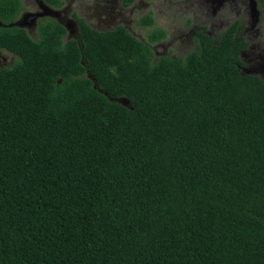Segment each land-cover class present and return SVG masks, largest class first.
<instances>
[{
	"label": "trees",
	"instance_id": "trees-1",
	"mask_svg": "<svg viewBox=\"0 0 264 264\" xmlns=\"http://www.w3.org/2000/svg\"><path fill=\"white\" fill-rule=\"evenodd\" d=\"M77 21L0 26V264H264V81L237 23L156 57L161 28Z\"/></svg>",
	"mask_w": 264,
	"mask_h": 264
},
{
	"label": "flooded vegetation",
	"instance_id": "flooded-vegetation-1",
	"mask_svg": "<svg viewBox=\"0 0 264 264\" xmlns=\"http://www.w3.org/2000/svg\"><path fill=\"white\" fill-rule=\"evenodd\" d=\"M23 1L28 7H24L21 3L22 0H19L17 13L11 20L3 21L0 19V26L23 28L27 33L30 28H35V35L37 36L38 25L41 22H45V20L51 19L65 28V40L76 37L78 34L77 17L81 18L88 26L99 31L109 30L110 27H112L110 29H113L117 26L127 28L121 24L126 21L125 11L128 9L129 17H131L136 9L135 0H132L129 4H125L124 0H91L90 2L82 0L84 1L82 2L83 4L80 2L78 5H81L76 9L72 8L69 0L66 3L64 0ZM201 4L205 6L203 8L204 13L208 10V6L218 9L230 4L229 6L237 9V13L241 8L248 15L246 20L244 18L240 20L232 19L228 22L227 16L223 18L219 15L220 17L216 18V13H213L216 19L217 32L214 36L206 32V21L200 26L194 24L190 29V36L193 37L192 42H194V45L198 32L201 31L216 39L224 29L233 23H237L234 33L239 36L238 40L244 43V47L239 52L240 71L242 74L256 75L264 81V4L260 0H201ZM223 24H226L225 28H221ZM211 27L215 28L212 22ZM218 28H221V30ZM127 30L129 29L127 28ZM164 39L158 41V43L160 44ZM184 40L186 41V37ZM3 51L8 52L0 49V68L11 65L15 60L12 53L8 52L10 54H7ZM244 58H246V61H244Z\"/></svg>",
	"mask_w": 264,
	"mask_h": 264
},
{
	"label": "rangeland",
	"instance_id": "rangeland-1",
	"mask_svg": "<svg viewBox=\"0 0 264 264\" xmlns=\"http://www.w3.org/2000/svg\"><path fill=\"white\" fill-rule=\"evenodd\" d=\"M64 1L65 3L66 1H70L73 9L78 8L81 4H83L82 2H84L82 0ZM85 1L90 2L91 0ZM24 2L25 1L22 0V5L24 7H28ZM80 2L81 4L78 5ZM134 3L136 8L134 13L131 17H129L130 13L127 9L124 14L126 21L121 24L125 25L130 30L132 35L142 41H146L147 34L151 30L155 28L163 29L166 33V38L161 41L160 44L157 42L151 45L156 57L166 55L168 53H171V56L184 55L188 51L192 50L194 42H192L193 37L190 36V29L194 24L200 26L204 21H206L205 31L214 36L217 29L216 19L214 18L213 13H216V18L220 16L224 18L227 16L229 19L228 22L232 19L240 20L244 18L246 20L248 15V13L245 14L241 8L237 13V9L229 6L230 4H226L218 9L208 6V10L204 13L203 8H205V6L201 4V0H135ZM148 13H150L153 17V24L144 26L140 24V19ZM211 22L214 24L215 28L211 27ZM225 27L226 24L221 26V28ZM221 28L218 29L221 30ZM35 31V28H30L28 30V33L32 38L37 37L35 35ZM185 37L186 41L184 40ZM5 53L10 54L8 52ZM14 59H16V56H14ZM244 61H246V58H244Z\"/></svg>",
	"mask_w": 264,
	"mask_h": 264
},
{
	"label": "water",
	"instance_id": "water-1",
	"mask_svg": "<svg viewBox=\"0 0 264 264\" xmlns=\"http://www.w3.org/2000/svg\"><path fill=\"white\" fill-rule=\"evenodd\" d=\"M251 3H253V1H251ZM254 4V3H253ZM119 99V101L121 102V103H123V104H127V102H128V100L125 98V97H120V98H118Z\"/></svg>",
	"mask_w": 264,
	"mask_h": 264
}]
</instances>
